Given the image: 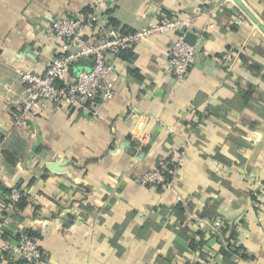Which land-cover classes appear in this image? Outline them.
Listing matches in <instances>:
<instances>
[{
  "label": "crops",
  "instance_id": "crops-1",
  "mask_svg": "<svg viewBox=\"0 0 264 264\" xmlns=\"http://www.w3.org/2000/svg\"><path fill=\"white\" fill-rule=\"evenodd\" d=\"M241 1L264 24V0ZM93 10L123 31L193 18L194 66L170 75L177 34H153L113 57L111 98L18 125V69L44 73L51 20ZM169 164L170 187L140 184ZM23 231L43 264H264V32L235 0H0V264H29L8 249Z\"/></svg>",
  "mask_w": 264,
  "mask_h": 264
},
{
  "label": "built area",
  "instance_id": "built-area-1",
  "mask_svg": "<svg viewBox=\"0 0 264 264\" xmlns=\"http://www.w3.org/2000/svg\"><path fill=\"white\" fill-rule=\"evenodd\" d=\"M98 22L95 10L57 16L51 20L50 38L58 45V51L46 71L35 73L18 69L25 84V94L20 103L21 112L16 121L18 125L23 124L29 116L39 115L48 105L81 110L90 102L111 98L114 94L111 79L116 71L113 57L122 55L153 34H177L170 46L167 66L170 75L177 80L185 79L195 64L199 51L196 45L186 41V33L194 32L193 18L150 21L134 31H123L116 26H98ZM97 28L99 37H96ZM84 59L90 60L91 67L74 70L73 67ZM234 60L231 52H225L219 58L225 67H231ZM175 169L163 165L159 169L149 170L139 177V182L147 187H170ZM24 195L25 190L21 185L11 187L8 209L18 211V203ZM8 249L29 264H43V252L38 240L25 231L13 240Z\"/></svg>",
  "mask_w": 264,
  "mask_h": 264
},
{
  "label": "water",
  "instance_id": "water-1",
  "mask_svg": "<svg viewBox=\"0 0 264 264\" xmlns=\"http://www.w3.org/2000/svg\"><path fill=\"white\" fill-rule=\"evenodd\" d=\"M238 5L253 19V21L262 29L264 32V24L245 6V4L241 0H235ZM197 40V35L192 32L188 31L186 33V41L192 45H195Z\"/></svg>",
  "mask_w": 264,
  "mask_h": 264
},
{
  "label": "trees",
  "instance_id": "trees-1",
  "mask_svg": "<svg viewBox=\"0 0 264 264\" xmlns=\"http://www.w3.org/2000/svg\"><path fill=\"white\" fill-rule=\"evenodd\" d=\"M126 52V51H125ZM124 53V52H123ZM122 53V54H123ZM169 167L170 168H174L175 167V165H171V164H169ZM25 202H26V196L24 195L22 198H21V201L18 203V207L19 208H21L22 206H24V204H25ZM29 235H34V233L32 232V231H29V232H27ZM234 235V234H233ZM199 246V243H197V244H194V247H198ZM223 252H224V254H226V256H229L231 253V251L230 250H228V249H226V248H224L223 249Z\"/></svg>",
  "mask_w": 264,
  "mask_h": 264
}]
</instances>
